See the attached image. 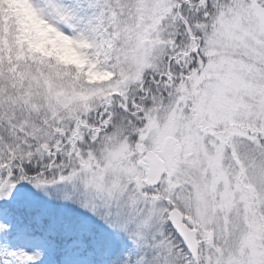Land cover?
Returning <instances> with one entry per match:
<instances>
[{"label":"snow or ice","instance_id":"snow-or-ice-1","mask_svg":"<svg viewBox=\"0 0 264 264\" xmlns=\"http://www.w3.org/2000/svg\"><path fill=\"white\" fill-rule=\"evenodd\" d=\"M0 264H264V0H0Z\"/></svg>","mask_w":264,"mask_h":264},{"label":"clouds","instance_id":"clouds-1","mask_svg":"<svg viewBox=\"0 0 264 264\" xmlns=\"http://www.w3.org/2000/svg\"><path fill=\"white\" fill-rule=\"evenodd\" d=\"M38 46L46 49L49 53L57 55L58 57H61L65 60L79 62L78 57L72 51L68 42L63 41L54 35L44 36Z\"/></svg>","mask_w":264,"mask_h":264}]
</instances>
